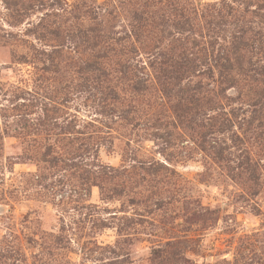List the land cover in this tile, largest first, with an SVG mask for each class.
Returning a JSON list of instances; mask_svg holds the SVG:
<instances>
[{
    "label": "rangeland",
    "instance_id": "374dc122",
    "mask_svg": "<svg viewBox=\"0 0 264 264\" xmlns=\"http://www.w3.org/2000/svg\"><path fill=\"white\" fill-rule=\"evenodd\" d=\"M170 4L0 0V264H264V123L176 120L138 20Z\"/></svg>",
    "mask_w": 264,
    "mask_h": 264
},
{
    "label": "trees",
    "instance_id": "16d2710c",
    "mask_svg": "<svg viewBox=\"0 0 264 264\" xmlns=\"http://www.w3.org/2000/svg\"><path fill=\"white\" fill-rule=\"evenodd\" d=\"M198 4L201 5L199 1ZM169 7L166 18L155 13L157 16L151 14L153 17L138 20L149 26L143 31L141 50L151 57L148 65L162 93L170 97L177 88L178 99L173 105L176 120L195 122L202 139L207 136L202 130L207 128L230 130L239 113H249V126L254 122L263 124L264 0H220L209 5L210 11L202 21L206 27L197 20L196 8L187 0H172ZM166 25L173 27L175 33L160 48L158 44L166 39ZM226 25L232 27L226 30ZM140 35V28L135 27L112 39L114 54H126L130 59L137 52L131 38L140 42ZM193 76L206 77L211 83L204 86L199 80L193 85H181ZM211 84L212 88H207ZM231 90H235L234 94L229 93ZM203 107L215 113L206 122Z\"/></svg>",
    "mask_w": 264,
    "mask_h": 264
}]
</instances>
